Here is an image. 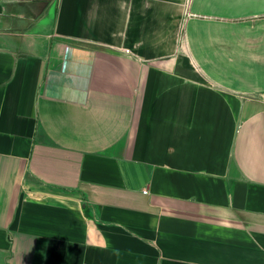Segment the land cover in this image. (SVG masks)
<instances>
[{
    "label": "crops",
    "instance_id": "1",
    "mask_svg": "<svg viewBox=\"0 0 264 264\" xmlns=\"http://www.w3.org/2000/svg\"><path fill=\"white\" fill-rule=\"evenodd\" d=\"M0 264H264V0H0Z\"/></svg>",
    "mask_w": 264,
    "mask_h": 264
}]
</instances>
